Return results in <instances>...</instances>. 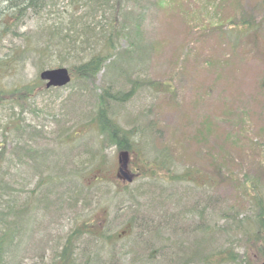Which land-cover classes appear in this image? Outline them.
<instances>
[{"label":"trees","instance_id":"1","mask_svg":"<svg viewBox=\"0 0 264 264\" xmlns=\"http://www.w3.org/2000/svg\"><path fill=\"white\" fill-rule=\"evenodd\" d=\"M168 2L70 0L69 7L60 10L58 0H0V49H7L0 63L4 61L5 68L12 67L20 63L22 54L30 55L32 61L38 63L39 71L65 66L71 72L72 82L79 81L82 85L80 92L74 94V102L81 105L75 124L68 125L60 112L56 115L58 119H54L57 129L47 131L44 129L46 124L48 126L46 120L39 126L26 124L19 112L9 113L5 118L20 136L14 140L12 130L1 129L0 264L8 249L21 260L23 253L28 254L43 244L50 249L48 259L41 253L31 264H258L264 260V199L257 180L252 177H244L240 187L239 184L233 187L235 194L226 195L221 194L220 189L232 187L237 173L218 174L225 178V183L214 187L208 186L207 181L214 180L215 175H206L191 167L179 177L187 184L174 188L167 172L169 167L164 166L166 160L161 159L152 161L166 167L165 172H156L151 167V176L143 177L144 180L129 189L124 186L117 189L100 175L106 162V147L114 145L117 151L129 153L135 148L139 151L142 135L134 134V130L139 127L135 119L142 110L136 111L138 115L128 113L126 118V123L134 122L136 127L132 124L131 128H123L117 116L141 87L147 88L150 79H137L136 71L127 73L124 66L135 62L146 64L158 50L160 46L155 48L157 40L147 42L145 39L150 28L149 15ZM171 2L182 15L181 23L186 25L183 15L187 16L188 7L181 0ZM207 2L214 5L220 20L210 30H215L209 37L216 49L219 48L217 56L209 59V63H221L222 70L225 65L233 64L242 71L245 65L237 61L240 60L238 52L246 51L245 43L239 45L238 39L251 32L256 35L257 47L261 44L264 47V0L248 3L258 13L256 16L255 12L246 13L242 0H219V5L213 0ZM258 8L261 11L258 12ZM30 20L34 25L21 30ZM232 24L241 28H229ZM3 40H8L9 44H3ZM15 40H19L18 43ZM123 41L128 45L126 48L122 46ZM258 66L261 67L256 64L253 69L256 75ZM102 69L105 73L113 71V76L109 83L105 82L96 90L94 80ZM137 71L139 75L144 74L142 68ZM117 83L124 85V90L114 88ZM16 92L24 99L34 94L30 85ZM22 103L16 104L21 107ZM37 111L36 108L31 112ZM39 127L43 129H37ZM78 128L89 131L93 142H82L74 158L63 160V175L61 170L59 174L54 173L55 169L54 174H45L48 164L39 162L37 143L41 139L56 141L54 137L70 139ZM95 129L98 142L92 134ZM65 131L68 132L65 134ZM5 137L11 138V153H6ZM253 142L256 147L264 148V124L255 133ZM194 145L195 152L202 149L200 144ZM203 148L209 152L205 146ZM164 149L170 150L168 146ZM205 156L210 162L214 161L215 156L210 152H205ZM32 183L35 185L30 189ZM110 193L112 196L108 198ZM112 201L115 205L112 218L103 223L95 221L92 214L96 209ZM63 221L69 222L70 227L63 229ZM119 224L126 226L124 236ZM31 230L33 234H29ZM56 230L60 233H55ZM55 242L56 245H52Z\"/></svg>","mask_w":264,"mask_h":264},{"label":"rangeland","instance_id":"2","mask_svg":"<svg viewBox=\"0 0 264 264\" xmlns=\"http://www.w3.org/2000/svg\"><path fill=\"white\" fill-rule=\"evenodd\" d=\"M69 1L58 0L59 9L68 8ZM171 1L162 5L153 15H149L150 28L147 30L148 36L145 39L147 42L149 39L157 40L159 43L156 42L155 48L160 46L158 50L152 53L150 61L146 64L135 62L124 66L127 73L136 71L135 78L150 79L147 88L141 87L131 102L121 107L123 112L119 117L117 116L118 123L123 128H131L132 124L135 127L138 125L134 134L142 135L138 142L140 144L139 151L135 148L129 153L128 166L132 182L125 183L117 177L118 151L114 145L105 148L104 160L106 162L102 166L100 175L117 189H121V186L129 189L144 180L143 177L151 176V167H154L156 172H165V168L169 167L167 172L172 177L170 183L174 188H177L178 185L185 186L187 184L179 177L184 175L187 169L190 171L189 169L192 167L200 169L206 175L216 176L214 180L207 181L208 186L221 187L225 183V178L222 176L224 172L232 171L237 173L236 181L232 187L221 188V194H235L233 187L242 182L244 177H252L257 180L264 199V148L256 147L253 142L255 133H258L261 125L264 124V72H261L264 62H256L257 59L264 60V56L261 54L264 53V47L262 44L257 47L256 35L251 32L240 37L238 44L245 43L243 49L247 53L238 52L237 59L240 60H236L245 65L244 69L239 71L235 65L228 64L222 70L221 63H209V59L217 56L219 48L216 49L214 41L209 37L210 33H215V30L210 31L212 27L220 22L219 12L216 11L214 5L208 3L207 0H181L186 4L185 7H188L187 16L183 15L187 21L184 25L181 23L182 15L174 9L176 6ZM213 1L217 5L220 4L219 0ZM242 1L247 14L255 12L253 15H258L252 8V4L248 6L252 0ZM226 8L229 9V6ZM260 9L258 8V12L261 11ZM149 18H147V22ZM227 22L226 26L228 27ZM223 23L225 24V22ZM33 25L34 21L30 20L21 30H26ZM229 28L237 30L241 27L232 24ZM147 37L149 38L147 39ZM214 37L216 38L215 35ZM15 41L18 43L19 40ZM7 42L9 44L8 40H3V44ZM122 46L124 48L128 46L126 41L122 42ZM6 50L5 47L0 49V58L4 56ZM251 50L256 51L250 55ZM135 53L134 51L133 55ZM256 64L261 66L260 68L258 66L256 70L257 75L253 70ZM6 65L4 61L0 63V142L3 140V135H1L3 127L13 131L14 140L20 136L19 131L13 125L6 123L5 118L12 112H19L24 117L26 124L32 123L39 126L42 120H46L48 122V126L46 124V128H44L46 131L47 129H57L54 119H58L56 116L58 112L62 113L63 120L67 119L68 125L78 121L81 105L76 100L74 102V94L80 92L82 85L79 81H73L66 87L50 88L48 91H44L45 82L39 79L38 63L32 61L30 55L23 56L22 54L20 63L17 65L5 68ZM139 68L144 71L143 75L138 74ZM111 76H113V71L105 73V70L102 69L97 73L93 87L98 90L105 82L111 81ZM218 76L221 78L216 79ZM26 85L32 86L34 93L28 99H24L16 92V89H22ZM89 85L87 84L91 88L92 86ZM114 88L124 90V85L117 83ZM17 102H23L22 106L19 107ZM111 106L114 108L116 106L115 109L119 111L116 104ZM36 108L38 109L37 113L31 112ZM137 110L139 112L142 110L139 115L136 113ZM128 113L138 115V119H135L137 125L128 119L127 121L132 124L125 122ZM214 123L216 125H213ZM15 124L18 122L15 121ZM37 129H43V127ZM95 130L96 132L94 131L92 134L96 136V142H98L97 129ZM67 132L65 131V134ZM5 138L7 139L6 153H11L13 148L12 142L9 141L11 138ZM135 139L137 140L138 137L135 136ZM85 141L88 144L93 142L89 131L86 133L85 130L78 128L70 139H60L59 144L52 140L41 139L35 150L38 151L37 154L42 159L38 158L39 162L48 164L44 169L45 172L50 174L55 169L54 173L59 174L61 170V175H63V160L74 158L76 149ZM194 143L200 144L202 149L195 152ZM43 146H47L46 151L42 150ZM167 146L170 149L168 151L164 149ZM203 146L211 155L215 156L214 161L210 162V158L205 156V152H209ZM154 154L159 155L149 158ZM142 158L144 163L148 162L147 165L141 164ZM153 159L166 160L164 161L166 167L160 166L157 162L153 163ZM157 177L160 176L157 175ZM84 181L90 182L85 179ZM34 185L32 183L29 188H34ZM111 196L110 193L108 198ZM114 207L113 201L102 205L92 214V218L103 223L106 216L114 215ZM68 223L65 221L61 223L63 229L70 227ZM118 227L121 229V236H124L127 231L126 226L119 224ZM30 232L33 234V230L29 231V234ZM55 233L59 234L60 231L56 230ZM55 237L52 238L55 239ZM36 239H33V242ZM56 242L58 243L57 240ZM56 242L52 245H56ZM46 248L44 244L35 247L33 251H28V254L23 253L21 260L19 255L15 256L8 249L2 257V264H31L41 253L44 259H48L50 249ZM33 253L36 254L35 257L30 256Z\"/></svg>","mask_w":264,"mask_h":264},{"label":"water","instance_id":"3","mask_svg":"<svg viewBox=\"0 0 264 264\" xmlns=\"http://www.w3.org/2000/svg\"><path fill=\"white\" fill-rule=\"evenodd\" d=\"M39 77L46 81V87H62L70 82L71 76L67 68L65 67H58V68H52V69H45L39 73ZM127 159L128 155L127 153H122L119 156V161L122 162V168L120 169V172L122 176L128 180L131 181V177L126 171L127 166ZM260 264H264V261H262Z\"/></svg>","mask_w":264,"mask_h":264},{"label":"bare ground","instance_id":"4","mask_svg":"<svg viewBox=\"0 0 264 264\" xmlns=\"http://www.w3.org/2000/svg\"><path fill=\"white\" fill-rule=\"evenodd\" d=\"M1 5H3V3Z\"/></svg>","mask_w":264,"mask_h":264}]
</instances>
